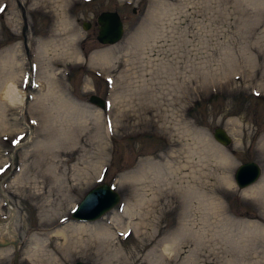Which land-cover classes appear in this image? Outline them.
I'll return each mask as SVG.
<instances>
[{
  "label": "rangeland",
  "instance_id": "rangeland-1",
  "mask_svg": "<svg viewBox=\"0 0 264 264\" xmlns=\"http://www.w3.org/2000/svg\"><path fill=\"white\" fill-rule=\"evenodd\" d=\"M0 8V82L11 79L27 94L22 112L0 102V234L15 241L0 247V264H32L27 249L34 237L46 238L36 233L41 220L50 221V234L73 227L72 211L103 183L121 201L85 224L122 218L120 228L112 225L114 247L93 257L78 244L58 264H264V212L234 182L248 162L261 169L250 187L264 181V0H0ZM103 12L117 13L124 26L112 46L96 41ZM84 22L93 26L84 30ZM104 51L107 63L93 60ZM48 86L71 108L58 119L70 127L62 145L52 140L57 102L41 99ZM216 128L230 136L228 147L214 140ZM189 181L198 192L210 188L226 221L210 216L206 231L197 215L183 218L177 188ZM140 203L132 219L123 214ZM180 222L194 226L197 242L178 231ZM176 233L168 262L162 245ZM49 242L48 252L58 241Z\"/></svg>",
  "mask_w": 264,
  "mask_h": 264
},
{
  "label": "bare ground",
  "instance_id": "bare-ground-1",
  "mask_svg": "<svg viewBox=\"0 0 264 264\" xmlns=\"http://www.w3.org/2000/svg\"><path fill=\"white\" fill-rule=\"evenodd\" d=\"M43 1L48 2L50 0H43ZM58 50H60V48H58ZM61 52L64 53V56L67 57L71 56L76 59L80 57V55H77L75 51L69 52V51L61 50ZM109 54H110L109 51H104L100 55H95L93 57V60L99 61V63L102 62L107 63ZM44 94L45 95L42 98L40 97L41 99H44L46 96V98H51L57 102V103L55 102L56 104H54L53 107L54 108L53 115L55 122V130L59 134L57 135V137L54 136L56 138H52V140L53 142L60 141V145L65 144L70 137V134L68 133L69 130L68 128H70L68 127L69 123L66 124V126L64 127L63 125H61L58 119L61 117V115L65 116V114L67 115L68 112L70 113L69 110H71V108L65 104L66 102L63 101L62 93L60 91L54 90L53 88L51 89L50 86H48ZM26 98H27V94L24 91L19 90V88L17 87V85L13 80L10 79L8 81L5 80L3 82H0L1 103L6 104L9 107L17 106L20 108L22 112L25 108ZM100 119H101L100 117L95 118L96 122L98 123L97 125L98 126L100 125L99 127L101 128ZM137 125L138 123L137 124L134 123V126ZM192 153H193L192 150L187 151L188 156H191ZM103 155H104L103 149L100 148L97 155L98 158L97 160L103 159L104 157ZM58 157H60V153H57L49 161L48 178L51 182L58 181L57 169H58V162L60 163V161L59 160H57L58 162L55 161L56 159H59ZM53 158L55 160H53ZM99 162L100 161H97L96 164H98ZM155 168L156 166L149 164L146 169L150 171L151 169L154 170ZM176 169L181 170V167L178 166L176 167ZM192 173L193 172L191 171L190 175H192L193 177L194 173L193 174ZM226 182H227L226 183L227 187H230L231 186L230 181L229 182L226 181ZM247 188L248 189L245 188L246 190L243 191L242 196L247 197L253 201L259 202L258 206L264 212V181L256 186L247 187ZM201 189L202 191L198 192V190H196L195 188V185H193V183L189 181L185 185H181L177 188V190L180 192L178 198L179 199L181 198L180 200L177 198V200L179 202L178 207L181 208L182 210L181 215L183 216V218L189 216L191 213L192 215H197L203 220L202 223L204 225V230L207 231L208 230L207 228L209 226L207 219H209L210 216H213L216 219L218 218L220 219V221H226L228 218L225 216V212L223 211L221 203H219L218 201L216 202L208 199L207 194L210 188L205 186ZM148 202L149 201L147 200V203ZM155 202L156 204L158 203V201L156 200ZM145 204L146 203L138 204L139 206L137 207V209H135L133 206L128 205L124 209L123 214L127 218L132 219L138 213V209ZM45 208L44 210L46 211ZM133 210L135 211L134 213L132 212ZM147 210H148V205H147ZM149 211L153 212V210H149ZM145 213H147L146 216L149 215L148 214L149 212L148 211L146 212V209H145ZM121 221L122 218H119L118 215L112 218L110 223L102 226H91V225H86L87 223L85 224L76 221L77 224L74 225L73 227L60 229L50 234L51 233L50 230L46 229L47 226L51 225L49 223L50 221L47 220L46 222V220L42 219L39 225L41 229H37L36 233L39 235H45L46 238L45 239H39L38 237L33 238L31 242L32 245L26 251L27 260L32 264H58L62 258H66L75 252L77 253L78 244H83V246L86 248L85 250L89 251L90 255H92L93 257H96L97 254H99L100 252H108L114 247V243H113L114 233L112 231V225L118 227ZM192 224H195V222L193 221ZM143 225H145V223H143ZM193 229L194 226L188 227L187 224H185L184 222H180L178 231H183L185 233L188 232L189 234H191L192 236L190 237L189 240H191V243L194 244L195 242H197V239L195 234L193 233L194 232ZM5 231L9 234L12 240L15 239V235H13V233L11 232V228L9 227V224L6 225ZM0 240H3L1 238V234H0ZM49 240H52L54 242L58 241V242H55L52 251L48 252L47 249L52 247V243H50ZM204 240L205 239H203V241ZM178 243L179 242H178L177 233L164 240L161 249V252L163 253L161 254V258L166 259L168 262L174 261L176 256L171 254V251L178 250L177 249V247L179 246ZM185 260L193 261L194 258L192 256L191 257L189 256Z\"/></svg>",
  "mask_w": 264,
  "mask_h": 264
},
{
  "label": "water",
  "instance_id": "water-1",
  "mask_svg": "<svg viewBox=\"0 0 264 264\" xmlns=\"http://www.w3.org/2000/svg\"><path fill=\"white\" fill-rule=\"evenodd\" d=\"M97 41L101 45L110 46L117 44L123 36V24L119 15L115 12H103L97 18ZM84 30H88L89 24L83 23ZM89 102L104 109L105 102L96 96H91ZM214 140L221 146L228 147L232 140L222 128H216L213 132ZM261 169L254 162L241 164L235 174L234 181L238 189H245L253 185L260 178ZM120 202V195L110 184L104 183L90 190L77 205L71 214V219L82 222H94L104 217ZM15 246V241L0 240V247ZM75 264H84L77 262Z\"/></svg>",
  "mask_w": 264,
  "mask_h": 264
},
{
  "label": "flooded vegetation",
  "instance_id": "flooded-vegetation-1",
  "mask_svg": "<svg viewBox=\"0 0 264 264\" xmlns=\"http://www.w3.org/2000/svg\"><path fill=\"white\" fill-rule=\"evenodd\" d=\"M93 25L91 24V23H89V28H91ZM96 27H97V35H98V26H97V24H96ZM97 35H96V37H97Z\"/></svg>",
  "mask_w": 264,
  "mask_h": 264
},
{
  "label": "snow or ice",
  "instance_id": "snow-or-ice-1",
  "mask_svg": "<svg viewBox=\"0 0 264 264\" xmlns=\"http://www.w3.org/2000/svg\"><path fill=\"white\" fill-rule=\"evenodd\" d=\"M0 11H3V8H0ZM33 123H35V121H33ZM19 141H16V140H14L13 141V143L15 144V143H18Z\"/></svg>",
  "mask_w": 264,
  "mask_h": 264
}]
</instances>
